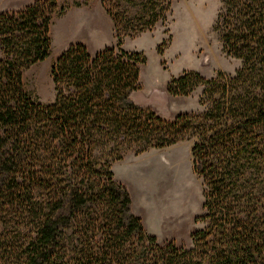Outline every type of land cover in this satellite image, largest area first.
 I'll list each match as a JSON object with an SVG mask.
<instances>
[{
    "label": "trees",
    "instance_id": "obj_1",
    "mask_svg": "<svg viewBox=\"0 0 264 264\" xmlns=\"http://www.w3.org/2000/svg\"><path fill=\"white\" fill-rule=\"evenodd\" d=\"M172 1L100 0L115 45L89 54L69 44L49 66L45 105L24 92L22 73L48 56L62 10L34 0L0 12V223L5 211L24 217L2 264H264V0H221L212 29L240 66L171 78L170 97L202 87L200 110L163 118L130 98L145 58L122 49L119 33L163 23ZM186 140L202 186L189 247L146 233L109 169L125 152Z\"/></svg>",
    "mask_w": 264,
    "mask_h": 264
},
{
    "label": "rangeland",
    "instance_id": "obj_2",
    "mask_svg": "<svg viewBox=\"0 0 264 264\" xmlns=\"http://www.w3.org/2000/svg\"><path fill=\"white\" fill-rule=\"evenodd\" d=\"M33 1L0 0V12L18 10ZM55 3L62 11L50 22L49 54L22 73L24 92L42 105L53 100L49 66L69 44H81L93 54L116 42L100 0H55ZM220 5L221 0H173L163 23L133 37L119 33L122 49L139 52L145 58L139 70V89L130 95L135 104L163 118L198 112L196 101L201 86L187 97H170L165 93L166 83L183 71L209 79L216 73L232 75L239 68L238 59L222 52L219 35L212 29ZM190 146L191 140H186L137 155L125 152L120 160L109 164L113 179L129 194L131 213L140 218L144 231L158 243L173 240L189 247L188 236L199 227L193 218L200 213L202 186L191 171ZM4 213L0 223V264L14 247L12 234L24 231L20 227L23 213L14 210Z\"/></svg>",
    "mask_w": 264,
    "mask_h": 264
}]
</instances>
